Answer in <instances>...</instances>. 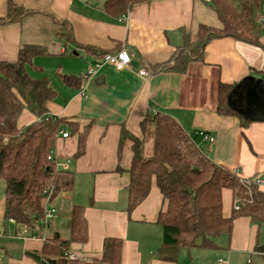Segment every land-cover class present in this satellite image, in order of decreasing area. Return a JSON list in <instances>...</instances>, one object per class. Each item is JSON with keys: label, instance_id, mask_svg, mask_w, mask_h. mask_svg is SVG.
<instances>
[{"label": "crops", "instance_id": "1", "mask_svg": "<svg viewBox=\"0 0 264 264\" xmlns=\"http://www.w3.org/2000/svg\"><path fill=\"white\" fill-rule=\"evenodd\" d=\"M105 1L0 0V18L6 17L9 2L33 11L19 21L0 23V61H15L22 45L42 48L44 52L35 55L26 69L32 77L50 78L47 72L56 77L55 84L49 80L56 94L46 104L48 113L76 122L78 130L89 124L79 156H75L77 133L69 127L64 129L68 136L56 140L52 156L58 167L72 172L74 187L53 201L56 213L45 231L34 226L26 237L16 236L18 223L4 217L5 182L0 179V264H38L27 252L39 251L54 232L69 238L74 204L84 207L88 233L85 242L69 245L68 253L78 259H99L103 240L115 237L122 240L120 264H264V223L247 216L233 218L230 232L217 236L215 247L183 248L175 261L160 259L162 228L156 217L166 202L152 179L146 197L127 212L129 140L117 157L121 126L141 136L139 122L144 115L160 111L172 116L216 164L241 179L264 175V120L242 128L236 117L215 110L219 82L236 83L247 76L264 80V25H259L258 44L215 38L204 47L203 59L191 61L184 73H151L149 65L166 61L182 44V31L194 34L199 23L220 26L211 2L145 0L134 3L121 19L104 10ZM121 47L131 55L127 68L102 64L88 73L100 51ZM142 68L146 76L139 74ZM63 74L80 76V88L64 84ZM36 119L23 110L17 125ZM143 149L146 156L153 152L149 133ZM259 188L264 190V185ZM234 203L232 191L224 188L225 217L231 215Z\"/></svg>", "mask_w": 264, "mask_h": 264}, {"label": "trees", "instance_id": "2", "mask_svg": "<svg viewBox=\"0 0 264 264\" xmlns=\"http://www.w3.org/2000/svg\"><path fill=\"white\" fill-rule=\"evenodd\" d=\"M140 1L145 0H106L103 7L110 15L118 17ZM210 1L220 26L199 23L194 34L182 31V44L166 61L149 65L151 73H184L191 61L203 59L204 47L215 38L229 36L259 43L257 18L261 0ZM7 8V15L0 18V23L19 21L33 13L11 2ZM43 52L38 46L22 45L15 61H0V179L5 182L4 217L29 228L36 227L43 216L46 199L51 202L74 187L72 172L58 167L52 156L61 130L69 127L77 133L75 156L84 152L89 130V124L78 130L76 122L48 113L46 104L56 92L46 76L31 77L26 69L31 59ZM104 53L100 51L98 55L101 57ZM62 80L68 86L79 88L82 83L78 75L63 74ZM248 88H254L259 100L264 102L259 93V90L264 91V80L243 78L236 83L219 82L217 86L216 112L236 117L242 128L251 121L264 120L262 109L259 113H249ZM23 110L37 119L18 126ZM139 127L141 136L121 126L117 157L120 159L123 144L129 140L132 156L126 187L127 212L146 197L152 179L166 202L165 209L158 211L156 217V223L162 228V241L157 248L160 259L175 261L183 248L215 247L216 237L229 233L232 220L237 216L264 223V190L253 179H241L213 162L172 116L160 111L146 113ZM148 133L153 138V152L146 156L143 147ZM116 169L121 171L119 165ZM224 188L232 191L234 204H238L229 217L222 213ZM69 231L67 239L54 232L44 239L39 251H28L27 255L38 264H120L122 240L115 237L103 240L99 259L68 257L70 243L85 242L88 238L84 207L80 204L71 207ZM256 249L262 250V247Z\"/></svg>", "mask_w": 264, "mask_h": 264}, {"label": "built area", "instance_id": "3", "mask_svg": "<svg viewBox=\"0 0 264 264\" xmlns=\"http://www.w3.org/2000/svg\"><path fill=\"white\" fill-rule=\"evenodd\" d=\"M206 1L211 2L210 0H206ZM260 8L261 9H260V13L258 15L257 21H258V24L264 25V0H261ZM123 17H124V14L121 15V19ZM130 61H131V55H130L129 50L126 47H121L118 50L104 53L103 56H101L99 60L95 62L93 66L88 70V73L91 74L95 69L99 68L102 64H110L117 70H123L129 66ZM139 74L141 76H146L147 70L142 68L139 70ZM199 134L201 136L206 137L204 133H199ZM60 135L62 137H67L68 133L65 132L64 130H61ZM209 140L213 141V138L209 137ZM253 182L257 184L258 186L264 185V175L256 176L253 179ZM45 205L46 207H45L43 216L36 222V226L38 227V229L42 231H45L47 229L50 219L56 213V209L50 205L49 200L47 199L45 200ZM234 208H238V204H234ZM9 221L14 222L11 218L9 219ZM29 230L30 228L27 225L18 223V229L16 231V236L26 237ZM68 257L75 258L69 253H68ZM219 261H222V260L219 259Z\"/></svg>", "mask_w": 264, "mask_h": 264}, {"label": "rangeland", "instance_id": "4", "mask_svg": "<svg viewBox=\"0 0 264 264\" xmlns=\"http://www.w3.org/2000/svg\"><path fill=\"white\" fill-rule=\"evenodd\" d=\"M48 71H50V70H48ZM29 72V71H28ZM48 73V75L50 76V78L47 76V78H48V80H50L51 81V83H53V84H55L56 83V77L54 76V74H52L51 72H47ZM32 77V76H31ZM244 78H250L251 80L253 79V80H257L256 78H253V77H251V76H247V77H244ZM243 79V78H242ZM240 81V80H239ZM248 89H250V88H248ZM247 91V90H246ZM259 93H260V95L262 96V97H264V91H262V90H259ZM249 108V113H251V114H253V113H259V111L261 110V108H259L258 106H256V105H251V107H248ZM149 135L151 136V134L149 133ZM57 197V196H56ZM55 197V198H56ZM55 198H53L52 200H51V202H50V205H53L52 203H53V201L55 200Z\"/></svg>", "mask_w": 264, "mask_h": 264}, {"label": "water", "instance_id": "5", "mask_svg": "<svg viewBox=\"0 0 264 264\" xmlns=\"http://www.w3.org/2000/svg\"><path fill=\"white\" fill-rule=\"evenodd\" d=\"M246 102L250 105H256L262 110H264V102H261L259 100V96L254 88L247 89Z\"/></svg>", "mask_w": 264, "mask_h": 264}]
</instances>
